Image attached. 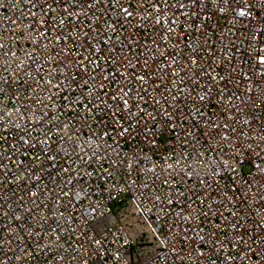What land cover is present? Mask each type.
I'll return each mask as SVG.
<instances>
[{
	"label": "built area",
	"instance_id": "2783aa9c",
	"mask_svg": "<svg viewBox=\"0 0 264 264\" xmlns=\"http://www.w3.org/2000/svg\"><path fill=\"white\" fill-rule=\"evenodd\" d=\"M250 2L234 19L211 0L195 15L0 0V264H264V2ZM206 90L211 119L194 121Z\"/></svg>",
	"mask_w": 264,
	"mask_h": 264
},
{
	"label": "snow or ice",
	"instance_id": "6c2138e0",
	"mask_svg": "<svg viewBox=\"0 0 264 264\" xmlns=\"http://www.w3.org/2000/svg\"><path fill=\"white\" fill-rule=\"evenodd\" d=\"M27 2L29 4H32L34 7L35 6H39L41 8V10H43L45 8V6L48 9H52V5L48 4V0H27ZM56 0H53V3H55ZM62 3H68L71 4L73 10H75L76 6H77V0H61ZM97 2H99V0H97ZM141 3L144 2V0H140ZM169 0H164L165 4H168ZM239 4L244 5V7H238V8H232L231 7V0H211V3L213 4V6L216 7V9L218 10L219 13H224L226 8L229 11H233L235 13L234 19H238V18H248L251 16V12H250V8L252 6V3L250 2V0H238ZM262 2H264V0H262ZM206 0H176V7L178 9H185L187 10L189 7H191V9L193 10L192 14H197L195 12V9L197 8H203V6L205 5ZM159 4V0H153V6H158ZM89 8L92 7V5H88ZM122 7V11L123 13L126 15V17H131L132 16V11H130V9L128 7ZM66 13L68 12V9L65 8L64 10ZM157 11H160V8L157 7ZM48 13L45 12V15H47ZM70 14V13H69ZM185 15H188V12L185 11ZM209 19V15L207 13H205L203 15V18L201 20V24H203L204 21ZM161 23H163V21H160ZM173 23V21L169 20V24L171 25ZM41 35H43L45 37V39H47L48 34L41 32ZM262 36H264V28L260 29L259 33H253V37H252V42L255 43L256 40L260 39ZM60 37H57V40H59ZM0 48H3V45L0 44ZM260 51L264 52V48H261ZM42 54V53H41ZM259 63L260 64H264V55H261L258 57ZM81 64L83 63V61L80 62ZM231 74L230 70H229V75ZM140 79H143V77H140ZM210 81L213 84H217V83H225V86L227 85V80L225 78L224 75H221L219 73H217V75L215 76H210L209 77ZM49 84H51V81H48ZM61 85L57 84L55 87L59 88ZM224 88H218L217 92L219 95L223 96L224 95ZM125 95H127V92H125ZM211 95V91L210 90H206L204 92L203 95H200L198 97V102L196 105H194L195 107V112L194 113H190V117L191 119H193L194 121L199 118L200 120H210V114L205 113L204 111L201 110V108L199 107V104L204 103L206 101L207 98H209ZM173 99H175V96H173ZM124 104L126 105L128 103L127 100L123 101ZM91 110V109H89ZM168 115H171V113H166ZM114 118H115V114H114ZM209 126L212 127H218L217 125H215L214 123L210 124ZM120 136H124L125 134L131 135V131L129 127H124L121 126L119 133ZM51 159H55L54 157H51ZM129 167H131V165H129ZM229 167H231V165H229ZM37 179H39V177H37ZM261 200L264 201V196L261 197ZM230 215H232L233 213H229ZM19 219V218H17ZM236 227V221H233V228ZM217 228H219V225H217ZM37 235H39L37 233ZM237 237H239V232H237ZM201 239H203V237H201Z\"/></svg>",
	"mask_w": 264,
	"mask_h": 264
}]
</instances>
